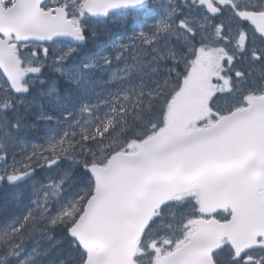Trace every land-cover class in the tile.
Instances as JSON below:
<instances>
[{"label":"snow or ice","instance_id":"obj_1","mask_svg":"<svg viewBox=\"0 0 264 264\" xmlns=\"http://www.w3.org/2000/svg\"><path fill=\"white\" fill-rule=\"evenodd\" d=\"M21 185L0 264H264V0H0Z\"/></svg>","mask_w":264,"mask_h":264},{"label":"trees","instance_id":"obj_2","mask_svg":"<svg viewBox=\"0 0 264 264\" xmlns=\"http://www.w3.org/2000/svg\"><path fill=\"white\" fill-rule=\"evenodd\" d=\"M19 195L16 192V189H4V190H0V207H3V204L5 202H8L9 200H11V203L7 206L9 207L11 205V207L13 206L14 203V198ZM60 257H53V259H59Z\"/></svg>","mask_w":264,"mask_h":264},{"label":"rangeland","instance_id":"obj_3","mask_svg":"<svg viewBox=\"0 0 264 264\" xmlns=\"http://www.w3.org/2000/svg\"><path fill=\"white\" fill-rule=\"evenodd\" d=\"M115 27V26H114ZM16 189V192H17V194H25L26 195V186L25 185H21L19 188H15ZM11 203V200H9L8 202H5L4 204H3V207L4 206H8L9 204ZM11 205L8 207V209L9 210H11ZM60 234L59 233H57V236H59ZM65 255H66V253H65Z\"/></svg>","mask_w":264,"mask_h":264}]
</instances>
